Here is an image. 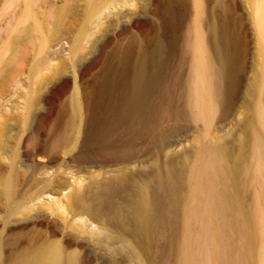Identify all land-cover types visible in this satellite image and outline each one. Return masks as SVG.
I'll return each mask as SVG.
<instances>
[{
  "label": "rangeland",
  "instance_id": "1",
  "mask_svg": "<svg viewBox=\"0 0 264 264\" xmlns=\"http://www.w3.org/2000/svg\"><path fill=\"white\" fill-rule=\"evenodd\" d=\"M26 1L0 0V264H184L191 165L237 157L255 122L264 0H203L210 127L189 102L195 0ZM19 14L51 38L43 62Z\"/></svg>",
  "mask_w": 264,
  "mask_h": 264
},
{
  "label": "bare ground",
  "instance_id": "2",
  "mask_svg": "<svg viewBox=\"0 0 264 264\" xmlns=\"http://www.w3.org/2000/svg\"><path fill=\"white\" fill-rule=\"evenodd\" d=\"M26 3L27 12L30 0ZM195 4L197 16L192 26L193 37L188 42L191 55L189 102L192 116L204 127H210L217 110L219 82L202 32L203 0H195ZM24 18V14H19L18 26L24 24ZM24 26L14 41H29V44L35 45L43 62L48 58L51 38L40 34L43 26L38 21ZM254 89L257 98L253 111L255 122L246 125L241 142L242 152L233 158L229 150L204 148L191 165L193 192L187 209L184 264H253L259 240L262 241L259 256L261 264H264V52ZM78 92L77 89L71 100L69 129L73 128L74 120L80 113ZM31 106L32 102H27L28 110ZM15 185L16 182L11 181L7 192L12 193ZM4 191L0 187V194ZM64 197L67 199L69 193Z\"/></svg>",
  "mask_w": 264,
  "mask_h": 264
}]
</instances>
